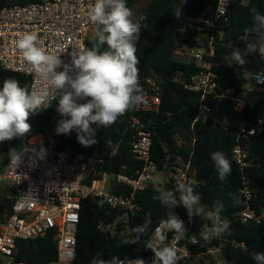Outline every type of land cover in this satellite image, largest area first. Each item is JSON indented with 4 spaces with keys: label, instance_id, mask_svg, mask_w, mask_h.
Instances as JSON below:
<instances>
[{
    "label": "trees",
    "instance_id": "obj_1",
    "mask_svg": "<svg viewBox=\"0 0 264 264\" xmlns=\"http://www.w3.org/2000/svg\"><path fill=\"white\" fill-rule=\"evenodd\" d=\"M42 0H0V8L12 5L37 3ZM130 8L134 0H126ZM217 0H151L143 14L140 38L136 44V55L139 58V84L144 96L151 94L145 80L156 77L162 88L161 103L157 110L143 111L134 109L126 112L117 121L107 127L92 128L95 143L82 145L77 139V130L69 134H57L63 147L79 151L87 158L96 157L104 160L98 165L99 170L111 174L124 173L131 175L142 169L143 161L131 151L132 133L130 123L134 117L146 123L152 133V161L160 170L173 166L177 157L191 159L192 173L198 184L196 191L201 195V203L210 210L217 201L224 204L222 218L230 222V229L219 238L202 242L193 251L203 252L210 247H220L223 259L228 264H255L251 255L264 253V219L261 222L242 223L234 218V214L242 208L239 190L245 177L253 190L251 208L260 214L264 210V93L257 89L244 90L243 87L251 80L252 75L264 73V61L258 52L246 55L243 66L235 62L229 63L231 53L244 50L249 42H258L259 37L248 30L254 27L251 8L259 9L264 14V0H233L227 14L208 32L209 39H198L199 31L186 27L188 17H200L203 13H212ZM179 13V14H178ZM213 40L214 56L207 60L212 63V70L220 83L219 93L231 92L227 98L209 97L202 101L201 94L187 90L183 83L176 82L178 75L188 78L200 71L201 67L194 61L179 59L176 54L184 46L193 49L203 44L207 46ZM92 41L87 48L92 47ZM106 47V46H105ZM6 78L19 81L22 87L30 91V78L26 75L7 71L0 65V88ZM242 100V102H239ZM206 104L210 108L207 116L200 121L199 106ZM242 105V110L237 107ZM57 104L52 103L47 109L39 111L29 119L31 131L23 137L0 142V170L6 164L10 150H20L25 140L47 135ZM262 121L255 136L241 140L248 146L250 166L244 171L232 158L234 147L240 142L239 131L243 122L258 125ZM195 139V143L192 144ZM222 151L231 163V175L226 180L218 179L211 154ZM169 185L166 186V189ZM116 194L128 193L119 187L114 188ZM160 191L146 189L137 195L140 207L138 214L129 217L131 241H124L119 233L100 228L102 224L114 225L123 230L125 223L119 222V211L94 199H85L80 210V223L77 230V249L71 264H91L93 257L109 259L118 256L120 259L145 257L151 253L141 242H134L136 234L133 229L144 222L145 215L151 213L152 225L150 232L165 219L167 211L161 203L154 199ZM11 193V192H10ZM12 213L13 197H0ZM184 222L191 220V234L201 238L202 227L209 223L205 217L186 215L185 209L174 210ZM15 259L23 264H55L57 262V245L54 234L49 233L37 239H18L16 241ZM202 264L207 263L201 259Z\"/></svg>",
    "mask_w": 264,
    "mask_h": 264
},
{
    "label": "built area",
    "instance_id": "obj_2",
    "mask_svg": "<svg viewBox=\"0 0 264 264\" xmlns=\"http://www.w3.org/2000/svg\"><path fill=\"white\" fill-rule=\"evenodd\" d=\"M232 1L217 0V6L212 13L186 18V27L196 29L199 34L206 33V39H209L208 32L226 16ZM92 4L94 0H42L0 8L1 67L28 76L30 91L46 89L47 84L28 71V66L16 47V41L24 33H35L40 47L51 54L60 55L59 58L64 64L71 65V54L79 48L87 47V43L93 40L96 26L90 22L88 15ZM214 53L213 40L210 39L207 46L200 44L193 49L184 46L176 54L179 59L194 61L201 67L198 73L187 79L178 75L175 81L183 83L191 92L200 93L202 101L209 97H229L226 96L229 91L219 93L220 83L212 70V63L207 60L213 57ZM260 58L264 61V57ZM62 70L63 67L57 69ZM69 75L74 76L75 69L70 71ZM251 77L249 83L255 82V75ZM145 82L151 94L145 97V101L137 106V109L157 110L161 103L162 88L154 76L148 77ZM255 89L264 93V85L256 84ZM50 102L58 104V100ZM198 109L196 122L205 118L210 111L208 105L203 103ZM241 110L242 105H239L237 111ZM261 123L262 121H259L258 125L252 126L243 122L240 127V142L234 147L232 158L242 171L250 166V161L248 146L243 145L241 140L255 136ZM130 131L131 151L143 161L142 169L131 175L111 174L99 170L98 165L104 163L103 159L98 156L87 158L82 152L63 147L56 134L29 138L24 141L20 150H10L15 151L13 155L23 154L18 165L9 157L0 170V188H7L14 199L11 215L5 222L0 223V264H23L17 263L15 259L16 241L37 239L49 233L54 234L57 245L58 259L55 264H71L76 254L80 210L85 199L97 200L111 210L121 212L118 223H125L123 230L117 229L116 224H102L100 228L111 230L114 234L119 233L126 242L131 241L128 219L136 216L140 210L136 197L146 189H156L154 182L158 173H167V180L162 188L156 189L158 191L174 189L177 176L197 182L192 173L191 159L177 157L173 166H166L162 170L152 161V133L145 122L134 117L130 123ZM194 143L195 139L192 144ZM115 187L128 190V193L116 194ZM239 198L242 208L234 214L237 221L259 223L264 219V210L257 214L251 208L253 190L245 177L239 190ZM192 223L191 220L185 222L186 235L179 241L174 239L173 232H168L166 243L176 247L180 257L178 264H202L203 258L207 263L212 261L214 264H228L222 257L220 247H210L203 252L193 251L194 247L209 241L191 234ZM193 238L198 242L192 243ZM133 241L137 242L135 238ZM140 258L144 259L146 264H151L154 253L151 251L147 256Z\"/></svg>",
    "mask_w": 264,
    "mask_h": 264
},
{
    "label": "clouds",
    "instance_id": "obj_3",
    "mask_svg": "<svg viewBox=\"0 0 264 264\" xmlns=\"http://www.w3.org/2000/svg\"><path fill=\"white\" fill-rule=\"evenodd\" d=\"M250 12L254 27L248 32L254 33L259 40L249 42L243 51L234 50L229 63L243 66L246 55L250 53L258 52L264 57V14L255 7ZM88 15L90 22L96 26L92 47L74 51L71 65L64 64L60 55L51 54L40 47L35 33H24L16 41L28 71L44 81L47 88L29 91L16 79L6 78L3 81L0 88V142L29 133L30 117L50 107V101L58 100L56 111L63 118L58 121L56 133L69 134L75 129L78 141L89 146L95 143L92 138L95 134L93 124L98 128L112 125L145 101L139 84L140 61L136 55L142 26L133 19L132 9L127 6L126 0H94ZM61 67L63 70L57 71ZM73 69L75 75L71 76L69 72ZM254 81L257 85H264V74H256ZM14 152H10L9 157L18 165L23 153L13 155ZM211 159L218 179L226 180L232 168L225 153L215 151ZM196 186V181L177 176L174 189L161 190L154 197L168 209L166 218L161 219L150 232L152 219L151 213H147L144 222L133 229L137 242L141 241V237H147L142 243L154 253L151 264H178L180 257L176 247L166 243L169 231L174 233L176 241L184 239L186 235L184 219L174 211L177 207L182 206L189 218H206L209 223L202 227L200 233L205 241L219 238L230 229V222L221 215L224 204L217 201L210 210H206ZM191 242L198 241L193 238ZM251 258L255 264H264V253H253ZM91 264H146V261L142 258L120 259L112 256L104 259L96 256Z\"/></svg>",
    "mask_w": 264,
    "mask_h": 264
},
{
    "label": "rangeland",
    "instance_id": "obj_4",
    "mask_svg": "<svg viewBox=\"0 0 264 264\" xmlns=\"http://www.w3.org/2000/svg\"><path fill=\"white\" fill-rule=\"evenodd\" d=\"M150 1L151 0H134V4L130 7L134 13V17H133L134 20H138L140 18V16L143 14V12L145 11ZM226 96H231V92L226 93ZM62 118L63 117H61L60 114L55 110V115L52 119L47 135L56 134V127H57L58 121L61 120ZM166 180H167L166 172L158 173L155 176V182H154L155 188L156 189L162 188ZM0 197L6 198L8 200L12 197V195L7 188L1 187ZM1 203H6V202H4L3 200L0 202V223H3L7 219L9 212H8L7 207H5V205ZM1 258L2 257L0 255V259Z\"/></svg>",
    "mask_w": 264,
    "mask_h": 264
},
{
    "label": "water",
    "instance_id": "obj_5",
    "mask_svg": "<svg viewBox=\"0 0 264 264\" xmlns=\"http://www.w3.org/2000/svg\"><path fill=\"white\" fill-rule=\"evenodd\" d=\"M207 38V34L206 33H200L199 36H198V39L200 40H204ZM247 85H249L248 87H246ZM252 85V86H251ZM256 88V83L255 82H251V83H248L246 84L243 89L244 90H248V89H254ZM114 234V233H113Z\"/></svg>",
    "mask_w": 264,
    "mask_h": 264
}]
</instances>
